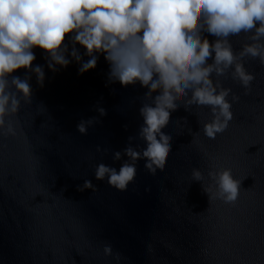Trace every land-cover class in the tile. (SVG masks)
<instances>
[{
  "label": "clouds",
  "instance_id": "9594fccd",
  "mask_svg": "<svg viewBox=\"0 0 264 264\" xmlns=\"http://www.w3.org/2000/svg\"><path fill=\"white\" fill-rule=\"evenodd\" d=\"M37 52L43 64L36 62ZM101 57L108 65L106 86L144 90L136 98V134L112 153L119 167L101 162L94 169L96 181L125 193L141 161L150 175L165 169L173 150L170 123L186 129L192 140L201 132L216 140L228 131L241 97L225 81L249 96L258 73L248 65L264 69V0H0V137L18 135L16 118L22 106L32 105L36 88H44L48 72L56 75L74 63L84 75L97 68ZM181 108L189 114L194 108L206 110L209 118L197 120L199 130L193 132L187 117L172 118ZM95 111L98 116L77 123L81 136L107 116L99 104ZM96 151L107 155L109 149ZM209 159L207 174L193 168L191 180L201 184L209 202L238 208L246 178L238 179L220 158ZM86 190L98 187L85 179L77 191ZM245 235L249 241L256 238L252 230ZM103 251L113 254L110 244ZM258 254L248 260L231 246L222 252L229 264H264V251ZM115 259L119 264L121 254Z\"/></svg>",
  "mask_w": 264,
  "mask_h": 264
},
{
  "label": "water",
  "instance_id": "95a60500",
  "mask_svg": "<svg viewBox=\"0 0 264 264\" xmlns=\"http://www.w3.org/2000/svg\"><path fill=\"white\" fill-rule=\"evenodd\" d=\"M248 67L258 73L251 95L244 96L238 84L225 81V86L231 87L241 97L240 102L233 106L235 119L228 131L216 140L205 138L202 132L192 140L187 130L184 131L195 168L206 175L212 163L209 156H212L232 167L238 179L246 178L238 208H229L220 201L209 202L202 191L219 264H229V258L222 255L229 246L241 258L248 260L259 258L258 249L264 251V69L255 62ZM177 113L179 118L187 117V127L193 132L199 130L197 120L203 122L209 118L206 110L195 108L192 114L183 108ZM245 230L256 233L254 241L246 238Z\"/></svg>",
  "mask_w": 264,
  "mask_h": 264
}]
</instances>
